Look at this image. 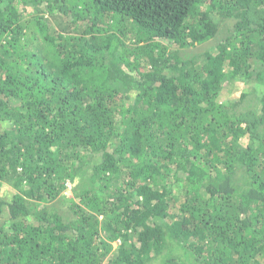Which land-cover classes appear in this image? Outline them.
<instances>
[{
	"label": "trees",
	"instance_id": "16d2710c",
	"mask_svg": "<svg viewBox=\"0 0 264 264\" xmlns=\"http://www.w3.org/2000/svg\"><path fill=\"white\" fill-rule=\"evenodd\" d=\"M0 264H264V0H0Z\"/></svg>",
	"mask_w": 264,
	"mask_h": 264
},
{
	"label": "rangeland",
	"instance_id": "374dc122",
	"mask_svg": "<svg viewBox=\"0 0 264 264\" xmlns=\"http://www.w3.org/2000/svg\"><path fill=\"white\" fill-rule=\"evenodd\" d=\"M114 247H115V248L117 247V243H114Z\"/></svg>",
	"mask_w": 264,
	"mask_h": 264
}]
</instances>
